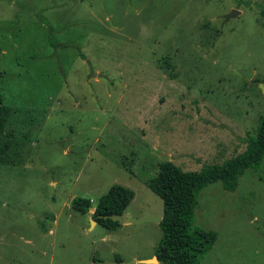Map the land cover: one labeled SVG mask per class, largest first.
Here are the masks:
<instances>
[{
    "label": "rangeland",
    "instance_id": "obj_1",
    "mask_svg": "<svg viewBox=\"0 0 264 264\" xmlns=\"http://www.w3.org/2000/svg\"><path fill=\"white\" fill-rule=\"evenodd\" d=\"M0 46V264H163L161 226L109 230L100 197L161 217L162 162L222 164L264 115V0H0ZM194 227L217 233L201 264H264V160L203 188Z\"/></svg>",
    "mask_w": 264,
    "mask_h": 264
},
{
    "label": "trees",
    "instance_id": "obj_2",
    "mask_svg": "<svg viewBox=\"0 0 264 264\" xmlns=\"http://www.w3.org/2000/svg\"><path fill=\"white\" fill-rule=\"evenodd\" d=\"M2 49L0 46V63ZM4 73L0 69V131L8 120V108L4 105L1 82ZM246 149L222 164L206 165L200 171H184L171 161L159 165L157 175L148 186L162 199L164 211L159 224L163 230L156 257L163 264H201L199 257L209 252L217 240L212 230L194 227L195 210L199 192L211 183L220 181L228 191H235L240 178L249 168H258L264 160V115L261 117L256 136L245 140ZM135 192L116 184L103 194L93 213V219L109 230L121 223L103 216L126 212ZM72 208L87 213L92 208L88 198L76 197ZM120 262L121 259L117 258Z\"/></svg>",
    "mask_w": 264,
    "mask_h": 264
},
{
    "label": "water",
    "instance_id": "obj_3",
    "mask_svg": "<svg viewBox=\"0 0 264 264\" xmlns=\"http://www.w3.org/2000/svg\"><path fill=\"white\" fill-rule=\"evenodd\" d=\"M240 12L236 9L232 10V12H230L229 14L225 15V20H229L231 18L236 17ZM244 76H246V78L250 79L252 77V74L250 72H243ZM261 88L264 89V85H261ZM166 159H169V156H166ZM104 218H109L115 222H119L122 224H140L146 221H153L156 222L158 224L161 223L162 221V216L161 217H155L151 214H146L144 217L141 218H131L127 215L126 212L122 213V214H113V215H108V216H103ZM95 222V221H94ZM153 259H156V257H154ZM152 261V260H149Z\"/></svg>",
    "mask_w": 264,
    "mask_h": 264
},
{
    "label": "bare ground",
    "instance_id": "obj_4",
    "mask_svg": "<svg viewBox=\"0 0 264 264\" xmlns=\"http://www.w3.org/2000/svg\"><path fill=\"white\" fill-rule=\"evenodd\" d=\"M152 261L151 262H153V261H155L156 259H151Z\"/></svg>",
    "mask_w": 264,
    "mask_h": 264
}]
</instances>
